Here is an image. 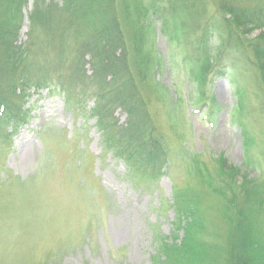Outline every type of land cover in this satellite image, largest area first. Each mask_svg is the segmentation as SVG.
Returning a JSON list of instances; mask_svg holds the SVG:
<instances>
[{
  "label": "trees",
  "instance_id": "1",
  "mask_svg": "<svg viewBox=\"0 0 264 264\" xmlns=\"http://www.w3.org/2000/svg\"><path fill=\"white\" fill-rule=\"evenodd\" d=\"M250 3L223 0L207 15V0H33L29 36L20 44L28 0H0V137L10 141L27 122L23 106L31 94L46 90L94 119L106 151L123 161L128 177L159 180L172 159L144 94L151 91L144 76L152 70L148 57L158 28L168 44H181L182 63L199 84L202 95L193 107L206 105L209 80L230 81L235 100L230 116L240 130L243 165L258 167L251 155L256 141L243 115L250 92L264 113V33L249 38L264 30V0ZM184 41H189L185 50ZM242 69L245 76L251 73V91L237 78ZM154 77L153 89L167 99V87ZM172 103L170 108L179 102ZM208 105L211 115L218 106L212 97ZM117 110L125 114L121 125ZM260 155L264 159V149ZM188 161L195 189L173 191V230L155 235L150 264H264V171L240 180L241 170L224 161L215 171L200 168L195 156ZM205 201L220 223L210 220Z\"/></svg>",
  "mask_w": 264,
  "mask_h": 264
},
{
  "label": "rangeland",
  "instance_id": "2",
  "mask_svg": "<svg viewBox=\"0 0 264 264\" xmlns=\"http://www.w3.org/2000/svg\"><path fill=\"white\" fill-rule=\"evenodd\" d=\"M221 1L207 0V15ZM32 4L28 0L23 9L20 44L29 36ZM156 31L154 53L148 57L152 70L146 69L150 72L144 76L151 91L144 89V94L154 126L169 145L172 162L165 175L153 182L128 177L123 161L106 151L94 119L61 95L46 90L31 94L23 106L27 122L10 141L0 137V264H150L155 235L167 236L173 230V191L195 189L190 157L211 171L221 161L233 165L242 172L240 180L241 175L257 178L264 171V113L252 92L243 123L256 141L251 155L258 167L246 169L240 130L230 116L235 104L230 81L209 80L206 105L193 107L202 93L189 75L191 67L182 63L181 44H168ZM262 32L256 30L249 38ZM188 46L184 41V50ZM156 66L160 71L154 77ZM86 68L89 73V65ZM245 71L237 78L251 91V73L245 76ZM153 77L167 87V99L158 97ZM210 97L218 108L208 115ZM172 99L179 103L171 105V111ZM91 106L89 102L86 109ZM114 117L119 125L125 121L119 110ZM203 208L211 221L220 223L211 202L205 201Z\"/></svg>",
  "mask_w": 264,
  "mask_h": 264
}]
</instances>
